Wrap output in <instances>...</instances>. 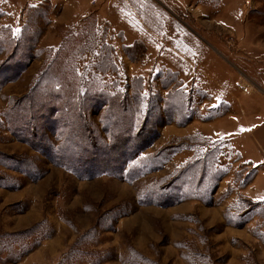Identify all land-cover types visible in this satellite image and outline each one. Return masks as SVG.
<instances>
[{
	"label": "rangeland",
	"instance_id": "1",
	"mask_svg": "<svg viewBox=\"0 0 264 264\" xmlns=\"http://www.w3.org/2000/svg\"><path fill=\"white\" fill-rule=\"evenodd\" d=\"M9 28L38 36L26 54L0 50L21 67L0 89V264H264V202L246 192L262 165L247 158L264 162V0H39L0 10L1 36ZM208 34L222 46L192 58L191 75L169 58L180 51L156 50ZM139 86L155 139L90 175L100 167L69 147L75 127L51 93L63 90L59 107L73 95L71 121L79 96L104 137L106 95L131 100ZM30 100L49 105L37 128L18 120Z\"/></svg>",
	"mask_w": 264,
	"mask_h": 264
},
{
	"label": "trees",
	"instance_id": "2",
	"mask_svg": "<svg viewBox=\"0 0 264 264\" xmlns=\"http://www.w3.org/2000/svg\"><path fill=\"white\" fill-rule=\"evenodd\" d=\"M3 33L5 37L1 36L0 34V50H2L1 47L6 48L8 51H12L15 49L20 50L22 54L23 50L25 52L24 54H26L28 51H31L33 49L38 36L36 32L30 30L28 31V33H23V40H25V42H29V45L27 46L21 38H17L15 33L12 32V29L9 28V30H3L2 34ZM107 55L109 56L106 57L107 61H109V59L111 60V56L108 53ZM10 62L11 61H4L0 63V89L4 84L13 81L16 77V74L20 72L21 67H15ZM107 64L109 65V67L111 66L110 62H108ZM110 70H113V68L110 67ZM44 80L47 85L48 81L47 79H45V77ZM134 82L136 85L138 84L136 81ZM54 85L55 84H52L51 86ZM56 87H58L57 84ZM140 91V86L138 88L136 87L134 89V99L132 98L131 100L126 95H123L122 97L117 96V93L111 96L110 94L106 95V98H109L108 102L110 103L108 111L103 116L106 123V128H104V133L106 134V136L104 135V137L101 135V132L98 131L96 125H94L93 123L90 124L85 121V117L81 112V106L83 104L78 101L79 96L76 98L77 103L74 105L76 106L74 110L75 114L70 115L71 118L74 119V121H71L69 119V114H67L64 109H69L71 107L72 100L70 99H72L73 95L70 97H66V99L64 100H68V103L66 105H63V107H59L62 106L60 104L63 99V90L61 88L60 90H57V92H59V97H56V92L55 94L53 92L51 93V95L53 96L50 95V98L48 99L51 102H56L57 100L61 99L60 104H58V106L56 105L55 107H58L57 111L60 110L64 115L61 116L62 120L67 123L68 127H75L74 138L72 140L68 139L69 147L72 145L74 147V144L75 147H83V145L85 144L82 153L76 154L77 158H79L78 160L84 158L82 159L84 162L85 160H88L89 163H95L98 165V168L100 167V171L97 173L92 171L85 172H88L93 176H97L99 174L112 175L115 172L113 170H117L118 167H120L119 158L123 159V155L128 154V157L131 156V158L126 162L128 163L132 161L135 156L142 152V150H144L145 147H147L155 139L157 128L161 125V123H157L155 117H152V114H154V112L155 114H157L156 111H151V102L153 101V97H150L151 99L148 100L145 98L142 99V97H139L141 95ZM167 96L172 98V96L170 95ZM139 98H141V102L138 101L139 103H137L136 100ZM183 100L185 102L186 99ZM32 102L33 100H30V107L28 110L21 109L18 120L22 122L26 120L28 121V124H33L37 128V124L39 123L38 120H42L41 113H50V110L47 103L39 104L37 101V103H34L32 105ZM184 102L182 100L178 101V105L180 106V108L184 106ZM158 105H160V99L158 100ZM111 111L112 115L110 113ZM119 116L122 119H119ZM159 116H161L160 113H158V117ZM151 117L153 119H151ZM116 122L119 123L120 129H118ZM39 129L43 130V125H41ZM77 137L78 139L75 140ZM65 150H61L62 155L65 154ZM61 151H59V153ZM119 153V158H116L115 156H117V154ZM20 164L24 166L23 163Z\"/></svg>",
	"mask_w": 264,
	"mask_h": 264
},
{
	"label": "crops",
	"instance_id": "3",
	"mask_svg": "<svg viewBox=\"0 0 264 264\" xmlns=\"http://www.w3.org/2000/svg\"><path fill=\"white\" fill-rule=\"evenodd\" d=\"M187 1L188 0H171L172 3H174V4L178 3L180 5L185 4ZM36 2L38 3L39 0H35V2H34V0H0V10H7V11H10L11 14H14V13L17 14V13H19L21 11L23 6H28V5L33 6V5L37 4ZM245 10H247V9H245V8L241 9V12H242L241 13V18L243 16L244 19H245V13H246ZM10 24H12V28H19V24H16V23H10ZM233 25L235 26V24H233ZM205 37L207 38V43L208 44H204L203 43V45H198L196 43V41H194L195 39H194L193 36H191L190 39H184V36L183 37L179 36V43H181V46L179 47V49H176L174 46H171L168 43H163V44L158 43L157 44L158 46L156 47L157 48L156 50L159 51V52H163L165 56H167L166 55L167 51L168 52H170L171 50L180 51L179 54H177V55L175 54L174 56H171L169 58H173L175 56L179 57L181 59L183 58L184 64L182 65V63H181V67H180L181 69L177 68V71L178 72L180 71V73H182V74L191 75V73L189 72V69L191 68L190 66L193 63L192 60H191L192 58H199V56L202 53L207 52L208 50H210V48H212L213 50H216V47L222 46L221 42L218 39L217 40L215 38L213 39L211 34H208V36L205 35ZM172 40H175V39L173 38ZM213 43H215L217 45H215ZM164 44H166L165 47H164ZM167 45L170 48H168ZM172 67H174V66H172ZM186 79L188 80L187 77H186ZM191 79H194V77L191 76ZM247 159L251 160V161H253L255 163H258L260 165L262 164V165L259 166L258 173H257L252 185L249 188L246 189V192L248 191L250 197L255 202H264V198L263 197H259V196L253 197L254 196V192L252 191L255 188V186L257 185V181L260 180V178H259L260 174L263 173L264 162L263 161H262V163L261 162H257V161H261V160L252 159L251 157H249Z\"/></svg>",
	"mask_w": 264,
	"mask_h": 264
}]
</instances>
